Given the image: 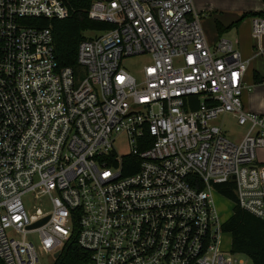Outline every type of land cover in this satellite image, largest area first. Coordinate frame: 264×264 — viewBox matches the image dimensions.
Returning <instances> with one entry per match:
<instances>
[{"label":"built area","instance_id":"2783aa9c","mask_svg":"<svg viewBox=\"0 0 264 264\" xmlns=\"http://www.w3.org/2000/svg\"><path fill=\"white\" fill-rule=\"evenodd\" d=\"M67 15L64 0H0V260L50 264L75 235L79 264H248L224 246L215 194L230 183L264 217V115L243 102L253 57L212 45L193 0H91L89 17L113 27L81 41L78 71L41 21ZM252 18L264 57V8ZM135 55L151 59L141 76L122 65ZM227 115L246 128L237 140Z\"/></svg>","mask_w":264,"mask_h":264},{"label":"rangeland","instance_id":"374dc122","mask_svg":"<svg viewBox=\"0 0 264 264\" xmlns=\"http://www.w3.org/2000/svg\"><path fill=\"white\" fill-rule=\"evenodd\" d=\"M195 9L202 13L201 22L204 27L207 38L213 45L219 37H225L233 41H238L236 48H238L244 59L252 58L248 68L247 81L254 84L251 90L245 91L243 95L244 106L247 110L257 112L264 115V82L257 83L254 80V73L258 72L264 75V57L257 55L255 50L256 41L253 37V18L252 13L264 8V0H194ZM241 21L239 20L242 15ZM216 21H219L224 26H229L223 33H219L216 27ZM233 25V26H232ZM87 36H96L99 33L94 30H89L85 33ZM151 59L149 55H135L127 57L123 60V67L136 76H141L142 69ZM218 123H222L227 130L226 135L234 140L239 139L246 131V128L238 125L232 116H225L219 118ZM117 147L120 152L129 149L126 139L120 138L117 141ZM258 160L264 162V150L258 151ZM215 204L218 212L223 219H229L233 214L234 203L227 199L220 193L215 194ZM34 207L41 208L44 212L51 209L48 203L37 204L33 199L28 202L29 209ZM30 237L35 238L34 235ZM224 246L226 249L231 248V235L225 232ZM52 260L51 256L44 255L42 262L48 263ZM248 264H252L251 260L247 258Z\"/></svg>","mask_w":264,"mask_h":264},{"label":"trees","instance_id":"16d2710c","mask_svg":"<svg viewBox=\"0 0 264 264\" xmlns=\"http://www.w3.org/2000/svg\"><path fill=\"white\" fill-rule=\"evenodd\" d=\"M64 3L68 8V15L65 18H41V21L46 25L52 24L55 51L60 65L63 67L72 66L79 71L77 52L79 44L87 37L85 33L89 30L105 31L112 28L113 25L89 17L91 0H64ZM244 16L246 15L243 14L234 24L237 25ZM230 26H224L216 21L219 33H223ZM253 76L255 82H263L261 75L254 73ZM133 160L136 167L130 169L128 163ZM138 161L135 156L125 157L122 162L124 173L135 172L138 168ZM216 189L227 199L235 201V194L230 183L217 184ZM223 230L232 236V251L234 253L246 255L252 264H264V217H258L238 205H234L233 214L225 221ZM88 257L89 252L79 246L77 237L72 235L58 257L50 264H79L88 260ZM0 264H3L1 260Z\"/></svg>","mask_w":264,"mask_h":264},{"label":"water","instance_id":"95a60500","mask_svg":"<svg viewBox=\"0 0 264 264\" xmlns=\"http://www.w3.org/2000/svg\"><path fill=\"white\" fill-rule=\"evenodd\" d=\"M48 219H49V217H45L44 219L34 223L31 227H38V226L44 224ZM58 255H59V253L56 254V256H58Z\"/></svg>","mask_w":264,"mask_h":264},{"label":"crops","instance_id":"0c3cea01","mask_svg":"<svg viewBox=\"0 0 264 264\" xmlns=\"http://www.w3.org/2000/svg\"><path fill=\"white\" fill-rule=\"evenodd\" d=\"M193 3H194V0H193ZM195 6V5H194ZM261 113V112H260ZM231 235V234H230ZM231 248H232V236H231Z\"/></svg>","mask_w":264,"mask_h":264}]
</instances>
